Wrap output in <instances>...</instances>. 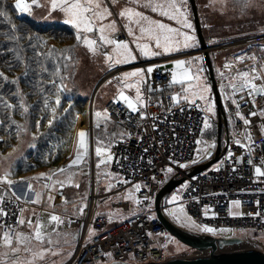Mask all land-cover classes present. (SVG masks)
<instances>
[{"label":"built area","instance_id":"1","mask_svg":"<svg viewBox=\"0 0 264 264\" xmlns=\"http://www.w3.org/2000/svg\"><path fill=\"white\" fill-rule=\"evenodd\" d=\"M126 39L124 33L116 36L118 41ZM263 42L264 34H249L241 39L213 42L208 47L214 59L225 50L234 49L230 60L225 61L219 69L220 74L234 77L239 71L238 63H248L247 70L251 72L255 61L248 48ZM239 56H243L242 61L237 59ZM226 64L231 67H225ZM214 75L227 123L226 134L222 129L221 135L222 146L226 142V150L219 160H225L229 151L232 157L218 169L210 168L211 164L207 169L186 178L180 200L195 221L215 231L225 227L233 231L264 234V177H257L254 172V166L264 171V115H261L264 112V96L250 97L247 90L233 95L232 85L223 87L227 81L215 70ZM149 81L151 90L145 92V106L138 112L130 113L123 102H116L119 101L116 98L109 99L104 105L108 120L120 125L125 132L111 142L109 166L118 179L114 193L119 197L113 206L129 215L121 221H110L108 216L96 213L101 201L109 198L111 193L100 196L93 189L87 207L79 215L63 214L56 224L58 232H77L75 250L64 264H163L207 254L188 248L175 255H166L163 247L167 243L163 246L160 238L169 234L157 217L154 205L159 190L169 179L184 176L189 168L199 163L200 160L196 162L194 159L206 116L196 105L186 104L181 98L179 103L173 105L171 97L177 94L168 91L171 83L169 67H156ZM241 82L236 78L234 85L239 86ZM252 82L257 87L264 86L263 79ZM221 90L224 95L228 94L227 99L222 100ZM152 91L160 94L157 101H150L149 92ZM233 100L241 105L239 115L236 114L237 106ZM253 112L256 115H252ZM240 116L249 120L248 126ZM248 136H251L250 140ZM236 140L250 146L251 153L248 147L238 146ZM237 159L241 162L234 164ZM249 159L253 161L252 165L248 164ZM169 168L172 169L171 173L167 171ZM137 184L140 185L138 191ZM0 196H3L0 225H4L1 228L18 229L20 225L16 221L22 219L26 202L2 184ZM128 196L133 197L134 210L137 211H132L125 198ZM162 210L166 215L163 203ZM240 238L242 244H253L255 246L252 247L264 252V242H256L249 237ZM242 249L247 248L235 250Z\"/></svg>","mask_w":264,"mask_h":264},{"label":"rangeland","instance_id":"2","mask_svg":"<svg viewBox=\"0 0 264 264\" xmlns=\"http://www.w3.org/2000/svg\"><path fill=\"white\" fill-rule=\"evenodd\" d=\"M1 1L3 2L2 4H5V0H0V2ZM31 1L29 9L26 10L23 15H26L28 19L35 23L55 24L54 20L50 18L47 7L44 5L45 0H35V3H33V0ZM110 1L113 3V0ZM73 2H75V0ZM79 2L81 3L80 0ZM196 3L199 10L198 13L205 16V20L210 28V40H214V42L231 37L241 39V37L249 34H264V0H196ZM245 3H247V7H245ZM57 4L59 6L60 0H57ZM17 11L19 12V10ZM179 30L182 31L181 28ZM77 35L78 33L76 31L75 33H68V30L56 27H54L53 30L44 32L41 38L37 39L36 42V50L39 52L32 53L31 55L29 54L23 61L24 63L26 61H32L31 69L27 70L23 76L26 79L31 73L35 75L34 81L31 84L17 83L13 91L7 89L11 92L8 94L6 92L5 95L1 97L0 105H12L11 109L0 106L1 182L4 181L3 178L5 177H15L18 170L22 172L29 164H33L31 166L35 168V165L39 163H44V166H40V169L36 171H40L45 180L49 182L50 186L52 185L51 188H53L54 191L60 187V191L63 189L65 192H70L75 190L78 186L77 190L80 193L83 188L87 186L88 180L91 181L89 176L91 174L90 168L92 162L89 153L86 156H82L84 158V161L82 160V169L84 171L86 170L88 177L82 176V173L77 171L78 168H74V178L72 177L71 181H68V174L63 176L67 169L64 173H61L59 170L69 168V164L75 158L73 157L74 154H72L74 152V144H72L71 139L76 122L80 120L79 112L83 116L84 125L86 124L90 110L103 115L101 107L98 106V100L100 97L103 98L104 94L101 87L102 84L99 86L98 83H102L103 79L106 80L110 77V75H107L110 70L109 64H114V61L107 59L105 62L106 64L102 65V67L100 66V70H97L98 60L96 57L98 52H96V50L90 51L84 43L83 38L78 39ZM79 35L82 37L80 33ZM180 39L182 40V37ZM126 43H128V41ZM197 43L198 40H196V45ZM129 47L132 49L130 43ZM186 51H189V48L183 49V51H181L182 54L174 55V57L171 58L170 69L172 73L177 74L178 78H182L181 74L184 72H188L190 75L198 74L200 77L199 81H193L192 83H200L207 86L208 91L205 93V96L208 97L207 103L197 100L196 106L202 110L206 116V120L210 124L207 128H205L204 124V129L198 140L203 141L204 144L210 145L216 141L215 136H213L214 123H217L216 108L212 101L211 89L206 77L201 55L193 52L186 53ZM252 52H254L253 54L257 58L254 60L252 56V59L255 61L257 73L260 77L264 78V45L262 48H252ZM169 54L170 53H168V55ZM104 55L106 57L112 56V53L109 52ZM46 57L54 65L53 69L46 72L47 76H45L43 74L45 72L42 71ZM65 57H67V59H65ZM37 59L39 61H37ZM179 61H184L185 64L181 68H176L175 65ZM30 62L28 63V68L30 67ZM224 62L221 56L216 58L213 68L216 74L222 75L227 81V84L223 87H228V85L230 86L235 83V79H230L232 78L230 74L219 73V69L224 65ZM247 66L248 63L246 62L242 64L238 63V73L248 71ZM115 67V65H112L111 69ZM22 69H25V66H22ZM200 69H202V71H200ZM2 75L4 76L3 73ZM4 77L6 80L9 79L6 75ZM172 85L178 94L182 92L180 84L172 83ZM1 87L2 85H0V91ZM221 94L223 97L222 100H225V95L222 90ZM57 97L60 99L59 105L55 103ZM180 98L184 102L182 96ZM77 99L79 100L77 101ZM82 100L86 101L85 106L82 111H79L78 108L84 104ZM46 101L48 104L47 108H45ZM208 104L212 105L213 110L211 113L207 111ZM25 108L27 111H25ZM53 109H55V113H53ZM54 130L60 131L54 135ZM51 136L52 139L55 137L63 139L60 140L59 143L52 142L48 148L45 146V141ZM97 147L102 149L99 157L95 152ZM201 148L202 145L197 143L194 159L196 162L201 159L200 155H198V149ZM49 149L52 151V154L49 153ZM92 153L96 165H106L111 158V147L109 142H98L96 140L92 147ZM57 156L58 161L53 163L57 160H54ZM48 157L49 160L45 162L44 160ZM100 161H106V163H100ZM218 162H220V160L212 164L210 168H217ZM5 173H7V175H5ZM169 177L170 175L168 173V178ZM58 180L65 181L63 187L57 183ZM185 186L186 181L174 188L164 199L165 211L176 226L189 232H202V234L216 236L217 238L240 236L242 238L249 237V239L256 242H264V234L257 235L252 231L247 233L233 231L225 227H220L215 231L210 226L199 224L191 217L187 209L181 203L180 196ZM88 189L90 191V183ZM174 197L175 199H173ZM127 201L130 203L131 207H134L132 198H128ZM112 207L115 209L114 206ZM103 209L109 214L111 212H121L119 209H115L117 211L108 210V205L106 204H101L99 206V211ZM181 209L183 210L182 212L180 211ZM206 227L212 228L213 231H204L203 229ZM51 235L57 238L61 237L64 242L69 244L62 250L63 261L65 262V260H68L72 256L76 247V242L72 243L70 241L71 235L68 232L54 231ZM58 241L64 243L63 241ZM175 241L176 239L172 237L167 245L164 246L165 248L163 247L166 255H175L188 250V248L184 245L182 246L179 241ZM252 246L255 245L252 244ZM254 249L257 250L258 248L254 247ZM230 250L232 251L234 249H229L228 251ZM15 253L16 251L12 252L9 256L12 258ZM28 262L30 264L36 263L34 258Z\"/></svg>","mask_w":264,"mask_h":264},{"label":"crops","instance_id":"3","mask_svg":"<svg viewBox=\"0 0 264 264\" xmlns=\"http://www.w3.org/2000/svg\"><path fill=\"white\" fill-rule=\"evenodd\" d=\"M52 0H45V7H47V10L50 14V18L54 20V22L57 23H63L67 24L73 27L70 23H65V21L68 19L67 14L61 10L60 6H57L58 9L52 8ZM74 1V0H73ZM81 4H85L86 0H80ZM26 3V0H24ZM154 3H161V4H167L168 0H153ZM147 3V0H102V8L98 9V11H103V8H107L108 11L105 13V19L103 20H96L95 17H93V20L95 22V30L92 33H83L80 32L82 37L87 36L89 39H95L97 41V45L93 46L98 52L97 55V70H100V66L105 65L107 58L104 55L105 53H112L114 64L110 65V70L108 71L107 75H110V77L106 80L103 79L102 83H98L99 86L101 85L103 89V98L100 97L98 100V106L101 107L103 115L97 116L93 110H90V113H88L86 124L84 125V119L81 114L80 120L76 122V126L73 129V135L71 142L74 144V154L73 157L76 156L77 151L81 149V146L79 144V137L78 133L83 131L86 133L85 137V143L82 146V156L90 155L91 157V168H90V180H88L87 186L83 188V190L79 193L77 188L75 190H72L70 192H65L63 189L60 191V187L54 191L52 185L50 186L49 182L45 180V178L40 175L38 177H35L33 179H30L33 177V175L30 178L27 179H15V178H3L4 181H0V184L4 185L5 187H9L18 197H20L24 202H26L27 206L24 209L22 213V219L25 220V223L23 225H20V227L16 230H12L11 235V244H6L4 241V232L8 231V229H3L0 227V264H30L28 261L32 260L34 258L35 264H64L68 260L63 261V248L67 247L69 244L67 242H64V240L60 237L57 238L56 236L51 235L56 231V224L57 222L48 225L47 231L44 234V240L43 242L37 241L35 239V225L37 220L39 219L41 222L46 223L48 219L55 215L59 219L63 216V214H73V215H79L81 213L82 209L87 207L88 205V197L91 194L92 190L94 189V193H97L100 196L107 195L111 193V196L107 198L104 201H101V204L108 205V210L114 211L113 209V203L118 199L119 195L117 193H114L116 190V185L118 179L111 173L109 162L106 165H100L97 167L95 158L92 153V147L94 142L97 140L98 142H109V145L111 146V141L118 136L124 135V130L115 122H112L108 120V118L105 115L104 112V105L109 99L116 98L118 100L121 99L120 93L123 92L124 95L128 96L130 99L135 100L136 96V88L131 87L129 88L127 85H135L136 82H140V88L141 93L143 96V101L145 104V92L150 91V77L152 75V72L157 67H169V72L171 75L172 80V70L170 69L171 64L170 60L174 55L182 54L181 51L185 48H189V51H186V53H196V50L198 49V43L196 45V38L195 36V30L194 25L192 21V15L189 3H187V12H188V22L191 23L192 28H182V26L177 23L175 20H170L164 16H161L159 12H153L151 8L143 7V5ZM132 9L133 12H141L144 16L149 17L153 21H159L161 23H164L172 28L175 29H182L183 32L186 34L194 37L193 40L189 41L190 45L189 47H184L183 43L180 44L179 50H173L169 52H164L162 48L158 49L155 47V42L152 40H148L146 37L140 39L138 42L140 44H147L148 49L147 55H144L141 53V51L136 48V42L134 41V36H140L139 28L141 24L136 23V21L139 19L138 17H131V23L129 21V17L127 15V10ZM199 11V10H198ZM125 12V16H121L120 13ZM86 15L91 16V13H87ZM201 25L203 27V33L207 39L210 40V28L208 27V24L205 20V16L203 14L199 13ZM115 22V31H109L106 28V31L104 33L105 36L108 38H114L116 39V36L124 32L128 39L124 41L119 42H127L131 44V47L133 49V55L135 56V59L128 63H115V54L113 53L114 45H108V44H101L100 43V32L99 28L101 26H107L109 24H112ZM143 23V22H141ZM76 31L77 29L73 27ZM133 32V36L129 35V30ZM234 38V37H232ZM180 39V38H179ZM84 40V39H83ZM182 41V40H181ZM214 42V41H213ZM212 43V42H211ZM88 48V46H87ZM89 49V48H88ZM159 53L158 55H154L153 53ZM168 53H170L168 55ZM185 53V52H184ZM220 56H218L219 58ZM223 59V58H222ZM112 65H115L116 69L112 68ZM151 67L153 71L151 73L147 72V69ZM133 71H139L141 73L140 76L131 77L129 79L124 80L123 77L125 74ZM168 91L174 92L178 95V93L175 91L172 81L170 83V87L168 88ZM150 93V101H157L160 98V94L157 92H149ZM96 103V102H95ZM99 125V126H98ZM81 129V130H80ZM84 158L82 157V160ZM78 162V165L72 168H65L67 171L63 174V176H71V178H74V168H78V172L82 173V176L88 177V174L86 173V170L84 171L82 169V163L83 161ZM39 178V179H37ZM41 178V179H40ZM42 180V181H40ZM71 181V180H70ZM10 182V184L8 183ZM29 183L32 185L33 190H29ZM90 183V191L88 189ZM45 185H48V187H45ZM89 191V193H88ZM37 193H39V201L37 203H33L34 200H37ZM88 193V194H87ZM51 197V199L49 198ZM125 198H133L132 196H128ZM99 204V206L101 205ZM164 204V202H163ZM99 206L97 208V212L100 215L106 214L108 216V219L110 221H121L129 215L128 213L123 212H111L110 214L103 209L102 211H99ZM132 211L135 207H132ZM120 210V209H119ZM117 211V210H115ZM121 211V210H120ZM166 212V211H165ZM104 215V216H106ZM168 220H170L169 216L165 215ZM32 221L31 224L27 223V221ZM171 221V220H170ZM22 233L24 236L30 238V242L28 245H25L23 243H18L15 234ZM70 234V233H69ZM71 235V242L73 243L75 241L73 233ZM73 237V238H72ZM63 241L64 243L59 242ZM171 240L170 236H163L160 238L161 243L166 244ZM56 244V245H55ZM68 244V245H67ZM16 251L14 256L11 258L9 255ZM30 257V258H29ZM29 259V260H28Z\"/></svg>","mask_w":264,"mask_h":264},{"label":"snow or ice","instance_id":"4","mask_svg":"<svg viewBox=\"0 0 264 264\" xmlns=\"http://www.w3.org/2000/svg\"><path fill=\"white\" fill-rule=\"evenodd\" d=\"M33 3H35V0H33ZM187 3L188 0H168L167 4H161V3H154L153 0H147V3L143 5V7L151 8L153 12H159L161 16H164L170 20H175L177 23H179L182 28H188L191 29L192 25L188 22L187 16ZM52 8L55 9L58 4L57 0H52ZM62 11H64L68 19L65 21V23H70L77 29V38L84 39V43L88 46L90 51H95V48L93 46L97 45V41L95 39H89L87 36L81 37L79 35L80 32L83 33H92L95 30V22L93 20V17H95L96 20H103L105 19V13H107L108 9L103 8V11H98V9L102 8V0H86L85 4H81L79 0H60L59 4ZM247 3H245V7H247ZM17 10L23 12L29 9V4L25 3L24 0H16V4L14 6ZM87 13H91V16L86 15ZM5 13L0 10V16H4ZM121 16H125V12L120 13ZM127 15L129 17V21L131 23V17H138L139 19L136 21V23L141 24L139 28L140 36H134V41L136 42V48H138L141 53L144 55H147V44H140L138 41L142 38H147L148 40H152L155 42V47L160 49L162 48L164 52H169L173 50H179V46L181 43H183L184 47L191 46L189 41L193 40L194 37L186 34L183 31H180L179 29L172 28L164 23H161L159 21H153L149 17L144 16L141 12H133L132 9L127 10ZM143 22V23H141ZM115 31V22L112 24L105 26H101L99 28L100 32V43L101 44H108V45H114L113 53L115 54V63H128L135 59V56L133 55V50L129 47V43L126 42H119L118 40L114 38H108L104 35L105 31ZM129 35L133 36V32L131 29L129 30ZM182 37V41L181 38ZM154 55H158L159 53H153ZM108 60H113L112 56L106 57ZM67 59V57H65ZM238 60L242 61L243 56L237 57ZM184 61H179L176 63V68H181L184 66ZM225 67H231V65H225ZM153 69L149 67L147 69L148 73H151ZM202 71V69H200ZM141 73L139 71H133L125 74L123 77L124 80L129 79L131 77L140 76ZM182 78H178L176 73H173L172 76V83L173 84H180L182 87V92L178 95H173L171 97L173 105L179 103L180 97L182 96L185 103H188L189 105H196L197 100L204 101L207 103L208 97L205 96V93L208 91L207 86L202 85L200 83L193 84V81H199L200 77L198 74L190 75L188 72H184L181 74ZM223 78V77H222ZM239 78L242 82L239 84V86L232 85L231 92L234 95L237 92H245L247 90V95L250 97L255 98L256 96H264V86L257 87L255 83L252 81H255L257 79H264L260 77L257 73V69L255 66L251 69V74L249 71H244L237 73L234 77L230 79H236ZM187 85V86H186ZM129 88L135 87L136 88V96L135 100L130 99L128 96L124 95L123 92L120 93L121 99L119 101H116L117 103L123 102L125 107L128 109L130 113H136L139 111L141 107H144V101L143 96L141 93L140 88V82H136L135 85H127ZM151 90V89H149ZM228 94L225 93V99H227ZM244 97L242 96L241 99ZM56 105L60 104V99L57 97ZM233 103L237 106V115H239V109L241 105L238 101L233 100ZM2 107H6L8 109L12 108V105L10 104H2L0 105ZM48 107L47 101L45 102V108ZM212 105L208 104L207 111L210 113L212 112ZM25 111L27 109L25 108ZM53 113H55V109L52 110ZM97 116H100V113H96ZM252 115H256L255 112L252 113ZM261 115H264V112L261 113ZM241 119L244 120L245 126L249 125V120L244 118L243 116H240ZM51 124V121H50ZM99 126V125H98ZM210 124L207 120H205V128L209 127ZM79 137V144L81 146V149L77 151V154L75 158L71 161L69 164V168H72L73 166H77L78 162L82 160V146L85 143V137L86 133L81 131L78 133ZM248 139H251V136H248ZM198 144L202 145L201 149H198V155H200L201 159H207L212 155L211 149L215 147V143H212L210 145L204 144L203 141L198 140ZM235 143L240 147H248L249 154L251 153V147L243 145L241 141L236 140ZM96 155L99 157L101 155L102 149L100 147H97L95 149ZM232 157V152L229 151L226 154L225 160H222L218 162L217 169L220 165H223L227 160H230ZM241 161L237 159L234 161V164H239ZM249 165L253 164V161L249 159L248 161ZM100 163H106V161H100ZM262 163H264V159H262ZM181 167H184V165H180ZM99 167V164L97 165ZM61 173H64L66 169H60ZM169 173L172 172V169L169 168L167 170ZM254 172L257 177H264V171L261 170V167L254 166ZM7 175V173H5ZM39 179V178H37ZM50 179V178H48ZM67 180H71V176L67 177ZM10 184V182H8ZM57 183L60 184L61 187L64 186L65 181L58 180ZM45 187H48V185H45ZM140 189V185H136V190L138 191ZM29 190L32 189L31 183H29ZM37 195V200H34L33 203H37L39 201V193ZM51 199V197H49ZM175 199V197L173 198ZM0 202H3V196H0ZM237 206L239 205V201L236 202ZM183 211L182 209L180 210ZM59 218L55 215H52L46 223L41 222L39 219L36 222L35 225V239L37 241L43 242L44 240V234L47 231V227L50 224H53L57 222ZM25 223V220L19 219L16 221V224L23 225ZM27 223L31 224L32 221H27ZM0 227H4V225H0ZM204 231L212 232V228H204ZM11 235H12V228L9 227L8 231L4 232V241L6 244H11ZM15 238L18 243H23L25 245H28L30 242V238L24 236L22 233L15 234Z\"/></svg>","mask_w":264,"mask_h":264},{"label":"water","instance_id":"5","mask_svg":"<svg viewBox=\"0 0 264 264\" xmlns=\"http://www.w3.org/2000/svg\"><path fill=\"white\" fill-rule=\"evenodd\" d=\"M188 3L191 9L194 30L198 40V49L196 50V53L202 57L206 77L211 89L212 101L216 108V146L215 149H211L212 155L209 158L200 159L199 163L189 168L184 176L178 179L175 177L169 179L159 190L154 205L157 217L164 224L171 237L175 238L187 248L199 252H205L207 255L203 257L171 260L163 264H264V252L255 249H234L232 251H228V248H231L232 246L235 247V245L242 243L241 238L235 236L230 238H217L211 235L186 231L176 226L172 221L168 220L162 210V203L164 202L167 194L183 183L186 178L207 169L211 164L217 162L226 150V142L222 146L221 135L222 129L226 134L227 123L224 107L221 101V95L215 80L211 54L203 34L196 0H188ZM73 236L74 239H76L77 232L74 231Z\"/></svg>","mask_w":264,"mask_h":264},{"label":"trees","instance_id":"6","mask_svg":"<svg viewBox=\"0 0 264 264\" xmlns=\"http://www.w3.org/2000/svg\"><path fill=\"white\" fill-rule=\"evenodd\" d=\"M30 2L32 1L28 0L26 3L30 5L31 4ZM2 3L3 2L1 1L0 10H2L5 13V15L0 16V85H2L1 91H0V99L1 97L5 95L6 92L7 94L11 92V91H8L7 89L13 91L14 86L17 83L31 84L34 81L35 75L31 73L26 79L23 76L27 70L31 69L32 61L31 62L26 61L25 63L23 61L25 60V57H27L29 54L31 55L32 53L34 54L36 52H39L36 50V42H37V39L41 38V35L44 32L48 30H53L54 27L68 30V33L69 32L75 33L76 31L72 26L63 24V23H57V22H55V24L54 23L53 24H48V23L41 24L38 22L35 23L34 21L28 19L26 15H23L25 11L23 12L17 11V9L14 7L15 0H5V4H2ZM121 33H124V32H121ZM231 39L233 38L231 37L227 39H222V40H219L218 42H225ZM205 40H206L207 45L211 44V42L213 43L214 41V40L212 41V40L207 39V37H205ZM263 45H264V42L261 44H257V45L254 44V45L249 46L248 50L249 52H251V55L254 57V60L257 58L254 56L253 54L254 52H252V48L254 47L262 48ZM29 48H32V49H29ZM233 52H234V49L229 48L218 56H221L224 61H229ZM218 56L215 57V59L218 58ZM215 59L211 57L213 66H214ZM37 61L39 60L37 59ZM29 62H30V67L28 68ZM22 66H25V69H22ZM53 68H54L53 63L50 60H48L46 57L45 64L42 69V71L45 72L43 74L47 76L46 72L50 71ZM2 73L4 74V76L5 75L8 76L9 79L6 80L5 77L2 75ZM16 73L17 75L18 74L19 75L17 76ZM79 99H77V101ZM82 101H84V104L80 107L81 109L78 108L79 111H82V109L85 106L86 101L85 100H82ZM79 114L81 113L79 112ZM214 126L215 127H213V136H215L216 138L217 137V126L215 123H214ZM59 131L60 130L55 131L54 135L55 133L57 134ZM62 139L63 138L60 139L57 137L52 139V136H51L49 139L45 141V146L49 148L52 142L59 143L60 140ZM49 153L52 154V151L50 149H49ZM57 158L58 156L55 157L54 160ZM46 160H49V157L46 158L44 161L47 162ZM57 161L58 159L53 163H56ZM31 165L33 164H29V166L26 169H23L22 172L18 170L16 172V176L13 178L27 179L33 175V177L30 178V179H33L35 177L42 175L40 171H36V170L40 169L39 168L40 166L42 165L44 166V163L42 164L39 163L35 165V168L32 167Z\"/></svg>","mask_w":264,"mask_h":264},{"label":"bare ground","instance_id":"7","mask_svg":"<svg viewBox=\"0 0 264 264\" xmlns=\"http://www.w3.org/2000/svg\"><path fill=\"white\" fill-rule=\"evenodd\" d=\"M81 130V129H80ZM184 185V184H183ZM200 233H202V232H200ZM236 233H238V232H236ZM246 233V232H245ZM239 234V233H238ZM216 237V236H215ZM240 237V236H239ZM177 241V240H176ZM175 241V242H176ZM180 243V242H179ZM180 244H182V243H180ZM241 244V245H240ZM239 244V246L238 245H235V247L233 246V247H231V248H228V249H236V248H247V249H254V247H252L251 245H246V244H242V243H240ZM183 246V245H182ZM165 248V247H164ZM163 248V249H164ZM185 248V247H184ZM256 250V249H255ZM207 255V254H206ZM206 255H204V256H206Z\"/></svg>","mask_w":264,"mask_h":264}]
</instances>
